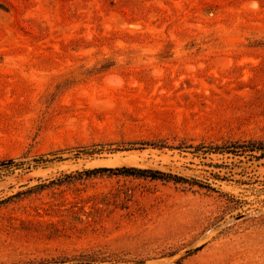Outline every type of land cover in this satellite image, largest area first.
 <instances>
[{
    "label": "rangeland",
    "instance_id": "obj_1",
    "mask_svg": "<svg viewBox=\"0 0 264 264\" xmlns=\"http://www.w3.org/2000/svg\"><path fill=\"white\" fill-rule=\"evenodd\" d=\"M248 140L264 0H0V264H264Z\"/></svg>",
    "mask_w": 264,
    "mask_h": 264
},
{
    "label": "trees",
    "instance_id": "obj_2",
    "mask_svg": "<svg viewBox=\"0 0 264 264\" xmlns=\"http://www.w3.org/2000/svg\"><path fill=\"white\" fill-rule=\"evenodd\" d=\"M212 149H214L215 153H234L235 155L244 152H251V155L258 159L264 158L263 140H248L246 142L231 141L224 145H215V147ZM255 152H257V154H254ZM102 172L123 173L134 176H146L154 179L173 180L175 182L188 181V179L185 177L178 176L172 173L163 172L161 170L143 169V168L125 167V166L119 168L100 167V168L88 169L81 172V174L92 176ZM199 185L202 186L201 184ZM202 187L210 188L211 186L208 185Z\"/></svg>",
    "mask_w": 264,
    "mask_h": 264
}]
</instances>
